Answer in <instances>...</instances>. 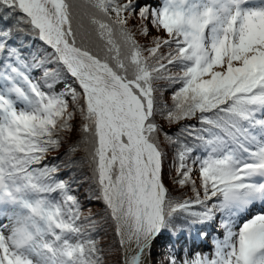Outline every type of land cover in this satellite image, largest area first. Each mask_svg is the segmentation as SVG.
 Masks as SVG:
<instances>
[{
  "label": "snow or ice",
  "instance_id": "obj_1",
  "mask_svg": "<svg viewBox=\"0 0 264 264\" xmlns=\"http://www.w3.org/2000/svg\"><path fill=\"white\" fill-rule=\"evenodd\" d=\"M76 159L119 264H264V0H0V264H105Z\"/></svg>",
  "mask_w": 264,
  "mask_h": 264
},
{
  "label": "trees",
  "instance_id": "obj_2",
  "mask_svg": "<svg viewBox=\"0 0 264 264\" xmlns=\"http://www.w3.org/2000/svg\"><path fill=\"white\" fill-rule=\"evenodd\" d=\"M170 96V93H166L165 96ZM167 127V125H166ZM73 139H75V134H73ZM61 152L64 151V149H61L60 150ZM59 153L57 152H52V153H49L50 156H55V155H58ZM83 153L82 152H78L76 154V157H80L82 156ZM62 160L66 159V157H61ZM54 163H57L58 161H53ZM71 171L68 170V168H65L63 169V171L66 173L64 175V179H71V180H74L75 182L72 184V187L74 189H76L78 186H80L81 184H84L85 186L89 185L86 190L84 191V193L82 194L81 196V205H82V209L84 208V206H90L91 203H95L93 201H97L96 199V193H95V188L93 187V180L92 178H90V182L87 181V182H84L85 180V176L84 175H87L88 172L91 174V170L88 166V164L86 162H83L79 159H76L74 164L71 165ZM165 171L167 173V165L165 166ZM166 183H170L167 178H166ZM97 206V209H100L102 206H103V203L101 202V205H98L96 204ZM104 207V206H103ZM90 209V208H89ZM89 209L88 210H85L84 212L85 213H88L89 212ZM96 213V211H94ZM94 212H92V214H95ZM109 227L107 228V231L103 234L101 233H97L94 235V239L98 241L99 243V246L101 247L103 245V243L101 242L102 238L104 237H110V245L108 246V248H110L111 246H114L115 248V252H117V250L119 251V245H118V242H117V237L115 236V233H114V230H113V226L111 224V222L109 221ZM100 226H97V228L99 229ZM98 231V230H97ZM104 258L107 257V258H113V260L115 259L114 256H111L110 251L107 250H104ZM113 255V254H112ZM120 258V256H119Z\"/></svg>",
  "mask_w": 264,
  "mask_h": 264
},
{
  "label": "rangeland",
  "instance_id": "obj_3",
  "mask_svg": "<svg viewBox=\"0 0 264 264\" xmlns=\"http://www.w3.org/2000/svg\"><path fill=\"white\" fill-rule=\"evenodd\" d=\"M167 97L168 96L166 95V98ZM84 176H85L84 182H87V181L90 182L91 174L88 172V174L84 175ZM88 186L87 185L85 186L84 184H81L80 186H78L76 188V189H78V191L76 192V195H78L80 200H81L82 194L84 193V191L86 190V188ZM93 202H95V203H91L90 206H86L85 205L82 210L85 211V210H88L90 208L89 211H91V213L96 211V213L94 212L95 214H93V215H94L95 219L98 221V226H100L98 231H97V233L103 234V233H105L107 231V228L109 227L110 223H109V221L106 222L104 220V218H103V208L104 207L102 206L100 209H97L96 204L101 205V202H99V201H93ZM110 237H104V238L100 239V240H102L101 242L103 243L101 248L104 249V250L108 249V251L112 252V253H110L111 256H114V258H115L113 260L112 257L111 258L105 257L104 258L105 264H119V261H120V258H121V257L119 258L120 251L117 250V252H115L114 246H111L110 248H108V246L110 245V242H111ZM199 250H201V251L205 250L204 246L201 245ZM160 252H161V245L158 242L156 245L153 246V257H152V259L153 260L159 259L160 257L157 254L160 253Z\"/></svg>",
  "mask_w": 264,
  "mask_h": 264
}]
</instances>
